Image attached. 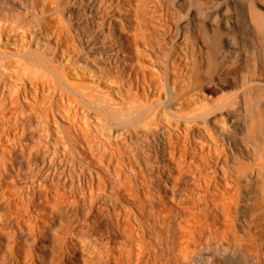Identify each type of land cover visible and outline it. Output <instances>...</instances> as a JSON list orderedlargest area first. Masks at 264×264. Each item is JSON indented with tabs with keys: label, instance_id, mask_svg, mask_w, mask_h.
Segmentation results:
<instances>
[{
	"label": "bare ground",
	"instance_id": "1",
	"mask_svg": "<svg viewBox=\"0 0 264 264\" xmlns=\"http://www.w3.org/2000/svg\"><path fill=\"white\" fill-rule=\"evenodd\" d=\"M132 1L136 45L150 47L155 7L176 26L155 70L137 52L135 90L109 43V0H0V187L78 215L102 264H264V82L248 78L264 16L251 0ZM193 21L220 70L201 68ZM223 85L234 94L202 93Z\"/></svg>",
	"mask_w": 264,
	"mask_h": 264
},
{
	"label": "rangeland",
	"instance_id": "2",
	"mask_svg": "<svg viewBox=\"0 0 264 264\" xmlns=\"http://www.w3.org/2000/svg\"><path fill=\"white\" fill-rule=\"evenodd\" d=\"M251 2L254 14L263 17L264 0H251ZM132 3V0H109L108 23L110 28L109 43L117 54V61L121 74L125 80H127V83H130L131 89L135 90L136 87H138L136 83L137 75L135 74L137 52L140 51L143 54L141 63L144 65V69L146 71L148 69L155 70V66H152L151 63L153 60H157L158 57L161 58L163 53L167 50L169 51V46L166 42L175 39L176 26L174 22L168 19L165 20L160 12L161 10L155 7L154 23L156 25L153 33L148 36L151 45L150 47L147 45L144 47L136 45L135 38L142 34L139 32L140 30L136 28V22H134L135 19L131 11ZM192 30L194 39L201 50L202 56L199 59L201 68L208 72L220 70L223 65L218 55L216 62L205 57L209 39L204 36L202 25L197 21H193ZM257 39V57L259 59V65L255 71L249 67L248 78L264 82V33L260 32ZM173 48V50H170L171 58L179 62L180 66L182 65L181 67L183 68L186 62L183 50L181 51L176 45H174ZM85 81L89 80L86 79ZM234 92L235 88L228 85L215 88L204 87L202 89V93L205 94L209 100L213 101L232 95ZM112 97L117 98V96ZM53 117L56 125L66 126V124H68V122H66L67 119L60 114H54ZM255 142L257 145L263 147V139H257ZM78 149H84L83 152L86 150L82 143L78 146ZM85 153L90 155V152ZM89 158L91 157L89 156L88 159ZM94 163H96V161ZM92 168L94 172L97 170V173L100 175H105L104 172H102V170L100 171L96 166H92ZM86 172L87 171H85V173ZM94 172L92 174L96 177ZM103 180L108 184V179L103 178ZM81 181L84 182L83 176ZM10 185L11 184L5 183L0 187V264H102V261H97L100 257L96 248L94 247V249L89 246L86 234L84 232L82 233L80 229V232L78 230L80 227L77 226L79 222L78 215H70L71 212L68 215L70 210L68 211L67 209H64V214H62L63 212L61 213L60 210L63 211V209L60 204H57L61 207L60 209L59 206H57L59 211L56 210L57 208H54V211L51 205L48 204H41V206H37V208L33 207L32 209L28 205V207L24 205L21 206V203L24 204V201L21 200L19 195L14 192L13 186ZM110 189L111 187H107V192L110 191ZM16 195L21 201L17 200L19 198H16ZM66 196L70 198L73 194L67 192ZM4 200L6 201L3 202ZM121 200L122 203L121 206H119L121 209L120 214L123 215L124 213L121 212H125L127 209L129 210L127 212L131 213L132 216L133 214H138L133 204L128 203V201L124 199ZM51 209L54 211L53 213H51ZM56 212L60 213V217L57 216L58 213ZM61 215H65V218L67 217L66 219L70 218V224L68 220L65 222L64 217ZM71 216L73 219H71ZM61 217L63 220H61ZM129 221L132 223V220ZM261 251L264 255V242ZM91 254L99 258H93Z\"/></svg>",
	"mask_w": 264,
	"mask_h": 264
}]
</instances>
